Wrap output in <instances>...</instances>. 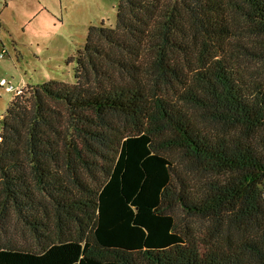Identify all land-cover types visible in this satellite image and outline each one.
Here are the masks:
<instances>
[{
	"label": "trees",
	"instance_id": "1",
	"mask_svg": "<svg viewBox=\"0 0 264 264\" xmlns=\"http://www.w3.org/2000/svg\"><path fill=\"white\" fill-rule=\"evenodd\" d=\"M72 60L1 119L0 215L46 238L0 264H264V0H119Z\"/></svg>",
	"mask_w": 264,
	"mask_h": 264
},
{
	"label": "rangeland",
	"instance_id": "2",
	"mask_svg": "<svg viewBox=\"0 0 264 264\" xmlns=\"http://www.w3.org/2000/svg\"><path fill=\"white\" fill-rule=\"evenodd\" d=\"M118 5L119 0H0V52L7 50L0 59V81L5 78L14 87L24 86L26 91L30 85L50 79L74 83L76 60L70 59L77 56L91 25L102 21L115 25ZM15 97L0 82V121ZM174 161L183 169L179 156ZM198 179L193 176V180ZM47 208L49 215L40 206L36 216L51 227L50 237L55 238L58 229L54 206ZM182 224L183 228H202L197 219L189 217L183 218ZM40 227L47 236L45 225ZM69 228L74 230L76 225L69 224L64 229L66 234ZM45 238L38 239L17 214L0 215V243L37 250Z\"/></svg>",
	"mask_w": 264,
	"mask_h": 264
},
{
	"label": "built area",
	"instance_id": "3",
	"mask_svg": "<svg viewBox=\"0 0 264 264\" xmlns=\"http://www.w3.org/2000/svg\"><path fill=\"white\" fill-rule=\"evenodd\" d=\"M7 53V50L6 49H2V51L0 52V59L1 58H4L5 55ZM1 84L6 87V90L7 91H10V92H14V97L15 96H18V95H21V94H24L26 89L24 88V86L22 87H14L10 82H8L5 78H3L1 81ZM1 132H2V127L0 126V138H1Z\"/></svg>",
	"mask_w": 264,
	"mask_h": 264
},
{
	"label": "water",
	"instance_id": "4",
	"mask_svg": "<svg viewBox=\"0 0 264 264\" xmlns=\"http://www.w3.org/2000/svg\"><path fill=\"white\" fill-rule=\"evenodd\" d=\"M0 123H1V121H0Z\"/></svg>",
	"mask_w": 264,
	"mask_h": 264
}]
</instances>
